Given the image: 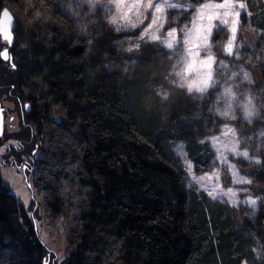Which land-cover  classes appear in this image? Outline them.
<instances>
[{"label":"trees","instance_id":"obj_1","mask_svg":"<svg viewBox=\"0 0 264 264\" xmlns=\"http://www.w3.org/2000/svg\"><path fill=\"white\" fill-rule=\"evenodd\" d=\"M77 1L49 0L48 19L18 22L11 63L0 65V96L21 116L15 138L20 155L30 154L31 126L51 145L43 151L48 162L42 158L37 169L58 185L65 182L63 192L48 186L45 204L53 216L71 212L69 253L61 263L50 256L34 218L4 184L1 169L5 156L11 158L9 149L14 151L11 145L0 151V264L255 260L257 246L264 250L263 212L253 221L239 220L233 208L210 201L188 184L175 154L182 142L195 172L210 165L213 154L201 140L221 124L211 112V91L196 99L166 87L167 56L140 43L126 59L120 52L124 33L99 13L84 34L65 15ZM259 2L251 23L264 34V1ZM10 5L19 8L20 0H0V12ZM122 56L130 63L134 59V65L127 66ZM257 78L264 83V67ZM162 87L168 92L164 99ZM25 104L32 106L28 114L22 113ZM56 128L66 142L55 136ZM5 141L0 137V150ZM16 159L21 158L13 159L15 168ZM252 175L264 182L263 172Z\"/></svg>","mask_w":264,"mask_h":264},{"label":"rangeland","instance_id":"obj_2","mask_svg":"<svg viewBox=\"0 0 264 264\" xmlns=\"http://www.w3.org/2000/svg\"><path fill=\"white\" fill-rule=\"evenodd\" d=\"M47 1L49 0H20L19 8L10 5L7 6V9L15 16L17 23L31 25L37 19H48L51 10ZM259 1L230 0L237 5L238 3L245 5L244 9H240L238 6L235 8V11L240 12V17L233 55H228L225 52L228 39L232 36L230 23L226 26L220 24L219 20L214 21L219 27L213 29L210 39L211 51H201L200 57L192 58L193 60L203 59L211 54L216 61L212 65V77L216 81L215 87H209L203 94L195 91L189 93L187 84L192 81L201 84V80L206 79V75L201 76L193 72L188 76L187 82H184L176 73L186 67L185 64L179 62L180 58L182 55L186 56L188 49L198 42L196 38L201 24L208 23L207 15L213 14L216 11L215 3L223 2V0H205L200 4L193 3L191 0H159L161 5L165 3L178 5L176 8H166L162 13H157L154 8L147 7L149 0H79L72 6L73 8L68 11L64 9L65 15L71 17L70 19H73L77 26L80 25L84 34L96 13H99L115 30L124 33L120 42V52L123 56L126 55V59L135 53L140 43L155 45L160 49L161 54L167 56L169 61L168 73L165 76L166 87L184 91L196 99L204 98L206 93L211 91V112L216 119L221 121V124L201 140V143L206 144L213 154L210 165L206 169L195 172L182 142L176 143L175 154L182 162L190 186L204 193L210 201L233 208L239 220L241 217H245L250 221L254 220L260 210L264 214V182H255L252 175L255 170L264 173V168L260 167L261 151L264 147V83L259 78L256 80L257 70L264 67V34L251 23L252 11L259 5ZM156 2L157 0H151L153 4ZM133 5H139V7H131L129 10V7ZM204 5L213 7L205 10V19L202 21L199 17L200 10ZM125 13H127L126 16ZM157 17H159L158 24L163 26L156 33L160 40H153L151 35L158 26V24H153V20H156ZM114 19L116 23L112 22ZM173 29L176 30L178 43L173 49H168L162 41ZM189 32L192 33V40L185 44L184 40ZM123 56L122 59L125 60ZM126 61L127 66L134 65V59L131 63ZM221 61L224 62L223 67L220 66ZM196 68L200 73L206 74L207 72V68H201L199 64H196ZM232 73H236V75L232 76ZM245 73L249 75L250 80L244 79ZM181 83H184V87L180 86ZM227 87H231L234 98L230 100L231 111L226 117L221 113L228 109V98L219 99V97ZM158 92L163 99L165 94L168 95L167 89L163 87ZM249 100L252 102L250 107L253 109L254 115L250 119H246L244 106L248 104ZM0 102L4 118L3 135L6 137L0 151L5 153L11 145H17L15 138L16 134L20 132L22 124L21 116L17 113L12 101L0 97ZM30 107L32 106L30 105ZM57 117V119H61V117ZM57 129L55 136L63 137V134ZM37 133L36 129L30 126V140H35V143L33 142L30 147L32 152L30 158L16 159L17 168H15L12 166L14 158L9 159L6 155L1 174L4 184L10 188L11 193L34 218L38 235L52 252L50 256L55 257L57 262L61 263L69 253L68 236L73 217H71V212L68 213V210L63 215L53 216L46 207L45 203L50 195L48 186L52 189H57L60 186V191L63 192L65 182H59L61 185H58L45 174L44 169H37L35 163L42 158L48 162L47 155L43 151L51 150V145L47 144L44 139L47 137H40V133ZM64 139L65 137L62 142H66ZM234 146L236 151H230ZM242 152H247L248 156L238 155ZM47 171L51 174L50 169L47 168ZM24 174L27 176V181ZM229 190L234 192L235 196L225 195ZM210 191L213 192L215 199L209 195ZM251 201H255V204H252ZM257 241L259 243L260 240ZM254 257L255 260H245L243 264H264V250L259 246L254 251Z\"/></svg>","mask_w":264,"mask_h":264},{"label":"snow or ice","instance_id":"obj_3","mask_svg":"<svg viewBox=\"0 0 264 264\" xmlns=\"http://www.w3.org/2000/svg\"><path fill=\"white\" fill-rule=\"evenodd\" d=\"M237 6L240 9L245 8L244 3H238V5H237L235 3L230 2V0H223V2L215 3L214 8L216 11L211 15H207L206 18H207L208 23L206 25L201 24L200 28L198 29L199 34L197 35V38H196L198 42L193 44L192 47H190L188 49V54L186 56H184V55L181 56L179 62L186 65V67L182 71H179L176 73L177 76L180 77L181 81L187 82L188 76L193 72H196L198 75H201V76L206 75V79H202L201 84H197L195 81L188 82L187 87H188L189 93H192L193 91H195V92H199V93L203 94L207 91V89L209 87H215L216 81L213 80V77H212V65L216 62L215 58L211 54H209V55H207L206 58H203V59H198V60L192 59V58L200 57L201 51H208V52L211 51L210 39L212 36V32H213L214 28L219 27V25L215 24L214 21L219 20L220 24H223L226 26L229 25V23H230V25H231L230 31L232 33V36L230 39H228L227 46L225 47V52L228 55H233L234 46H235V43L237 40V31H238V24H239V17H240V12L235 11V8ZM131 7H137L138 8L139 5L130 6L129 10H131ZM147 7L154 8L157 13H162L164 11V9L170 8V7L176 8V7H178V5L174 4V3H165L164 5H161L159 3V0H157V2L155 4H153V3H151V0H149ZM212 7H213L212 5H204V7L200 10V17L199 18L202 21L205 19V10L210 9ZM220 10H223V11H220ZM126 15H127V13H125V16ZM3 16L10 19L9 13L7 11H4ZM158 21H159V17H157L156 20H153V24H158ZM112 22L116 23L115 19ZM162 26H163L162 24H158L156 30L151 35V39L160 40V37L156 33L159 31V29ZM5 38L10 40V37L7 34H5ZM191 40H192V33L189 32L187 38L184 40V43L188 44L191 42ZM162 43L164 44V46L166 48L173 49L178 43L176 30L173 29V30L169 31L167 34V38L164 39L162 41ZM3 55H4L5 59L8 58L6 52ZM196 64H199L201 66V68H207L206 74L200 73L198 71V69L196 68ZM220 66L221 67L224 66L223 61H221ZM235 75H236V73H232V76H235ZM244 79L250 80V77L247 73H245ZM180 86L184 87V83H181ZM165 98H167L166 94H165ZM225 98H228L227 99L228 109L223 111L221 113V115L227 117L231 111L230 100L232 98H234L231 87L225 88L223 94L219 97V99H225ZM251 103H252L251 100H249L248 104L244 106L246 119H250L254 115V111L250 107ZM229 131H231V129H229ZM230 151L235 152L236 151L235 146L232 149H230ZM238 155H243L244 157H247L248 153L242 152V153H238ZM237 182H240V181H237ZM244 182H247V181H244ZM209 195L213 196V198L215 199L213 192L210 191ZM225 195L235 196V193L231 192V190H229V192L225 193ZM251 203L255 204V201H251Z\"/></svg>","mask_w":264,"mask_h":264},{"label":"water","instance_id":"obj_4","mask_svg":"<svg viewBox=\"0 0 264 264\" xmlns=\"http://www.w3.org/2000/svg\"><path fill=\"white\" fill-rule=\"evenodd\" d=\"M4 11H7L9 13L10 19L3 16ZM17 24L18 23L15 16L10 12L9 9L4 8L0 12V35L2 39L8 42V46H12L14 42V31L17 27ZM5 34H7L10 37V40L5 38ZM5 51L7 52V49ZM3 126H4L3 108L0 102V137H2L3 135ZM24 176H25V180L27 181L26 175Z\"/></svg>","mask_w":264,"mask_h":264},{"label":"flooded vegetation","instance_id":"obj_5","mask_svg":"<svg viewBox=\"0 0 264 264\" xmlns=\"http://www.w3.org/2000/svg\"><path fill=\"white\" fill-rule=\"evenodd\" d=\"M14 41H15V31H14ZM13 45H14V42H13L12 46H8V42H6V40L2 39V37L0 35V58H1L0 59V65H2L3 63H7V64L11 63V56H12L11 48L13 47ZM6 49H7V52L5 51ZM5 52L7 53V56H8L7 59H4V55L3 54ZM3 66H5V65H3ZM0 97L5 98L4 96H0ZM29 111H31V107H29L28 104H25L24 107H23V112L22 113L23 114L24 113L25 114H28ZM22 116H25V115H22ZM16 138H17V134H16ZM15 141H16V139H15ZM33 142H34L33 140H30V147L33 145ZM16 143H17V141H16ZM14 148H16L14 151H12V149H11L10 152H9L11 158H21V159H23V158H29L30 155H31V153H32L31 152V148H30V154H29V156L28 155L27 156L26 155H23L22 156V155H20V152L22 151V149L20 147H18L17 145L16 146H13V149ZM11 152H13V153H11ZM16 167H17V164H16Z\"/></svg>","mask_w":264,"mask_h":264},{"label":"bare ground","instance_id":"obj_6","mask_svg":"<svg viewBox=\"0 0 264 264\" xmlns=\"http://www.w3.org/2000/svg\"><path fill=\"white\" fill-rule=\"evenodd\" d=\"M14 54V53H13ZM1 59V58H0ZM13 63V62H12ZM28 188V187H27ZM30 191V190H29Z\"/></svg>","mask_w":264,"mask_h":264}]
</instances>
